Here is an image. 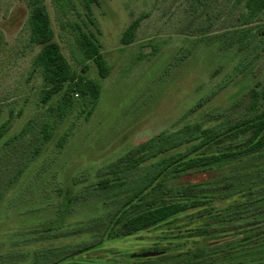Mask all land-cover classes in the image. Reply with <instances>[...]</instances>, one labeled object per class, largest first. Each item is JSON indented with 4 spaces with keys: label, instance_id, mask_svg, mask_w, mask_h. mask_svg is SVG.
<instances>
[{
    "label": "rangeland",
    "instance_id": "374dc122",
    "mask_svg": "<svg viewBox=\"0 0 264 264\" xmlns=\"http://www.w3.org/2000/svg\"><path fill=\"white\" fill-rule=\"evenodd\" d=\"M46 1L56 39L74 64L75 42L68 19L56 12L51 0ZM139 16L144 19L135 41L123 45V32ZM27 17L24 0H0V126L11 120L10 130L0 139L1 165L19 163L40 136L44 123L53 119L49 106L61 100V95H56L49 104L41 102L44 82L40 73L32 72L36 50L28 46ZM246 17L238 0H98L92 6V23L79 4L69 20L95 34L110 74L102 79L90 62L89 76L102 85L96 111L89 120L78 118L77 112L71 114L15 182L0 203V239L10 231L26 232L55 221L63 208L61 192L67 185L79 181L78 191L90 186L102 167L140 142L175 130L182 123L199 121L206 113L229 110L240 116L249 89L264 80V13L245 25L242 20ZM230 31H248L252 38L249 49L236 42L224 45ZM154 49L158 51L152 55ZM202 99L206 100L204 106L189 114ZM30 120L35 121L32 132L18 137ZM73 122L72 136L58 151V140ZM141 176V172L134 173L131 183ZM210 176L192 173L183 179L196 183ZM88 211L81 203L75 205L67 223L86 219ZM186 215L170 226L107 241L78 257L77 263L144 264L131 256L162 248L186 250L195 241L188 237L191 227L186 224ZM173 236L180 239L165 238ZM220 240L223 238H210Z\"/></svg>",
    "mask_w": 264,
    "mask_h": 264
},
{
    "label": "trees",
    "instance_id": "16d2710c",
    "mask_svg": "<svg viewBox=\"0 0 264 264\" xmlns=\"http://www.w3.org/2000/svg\"><path fill=\"white\" fill-rule=\"evenodd\" d=\"M24 1L28 9V46L36 50L32 72L40 73L44 82L41 102L49 104L56 95H61V100L49 106L53 119L44 123L31 149L24 151L25 156L16 159L19 163L0 164V203L43 153L60 124L75 112L78 118L89 120L96 111L102 85L89 76L90 62L102 79L110 74L95 34L69 20L81 4L94 23L91 10L98 0H51L56 12L68 19L75 42V65L56 39L47 1ZM238 2L246 10L247 17L242 20L245 25L264 13V0ZM143 19L139 16L129 24L121 37L123 45L135 41ZM228 34L224 45L236 42L242 49H249L252 38L248 31ZM205 101L200 100L189 114L198 112ZM241 104L244 110L240 116H233L229 110L206 113L199 121L182 123L175 130L162 131L140 142L102 167L97 180L80 191L79 181L67 185L61 192L63 208L55 221L26 232L10 231L0 239V264H79L78 257L107 241L170 226L190 212L184 219L191 227L188 237L195 240L192 246L176 252L154 249L149 252H158L156 256L137 254L131 258L144 264H264V80L249 89ZM75 126L73 122L64 131L57 142L58 151ZM34 127L35 121L30 120L18 137L28 135ZM10 128L11 120L0 126V139ZM136 172L142 176L131 183ZM192 173L211 176L202 182H185L183 178ZM79 203L88 208V217L67 223ZM175 228L180 230L182 226ZM68 238L80 240L60 242ZM165 238L177 240L180 236ZM210 238L223 240L213 242Z\"/></svg>",
    "mask_w": 264,
    "mask_h": 264
},
{
    "label": "water",
    "instance_id": "95a60500",
    "mask_svg": "<svg viewBox=\"0 0 264 264\" xmlns=\"http://www.w3.org/2000/svg\"><path fill=\"white\" fill-rule=\"evenodd\" d=\"M157 254H159V253L158 252H148V253L139 254L138 256H140V257H150V256H156Z\"/></svg>",
    "mask_w": 264,
    "mask_h": 264
}]
</instances>
